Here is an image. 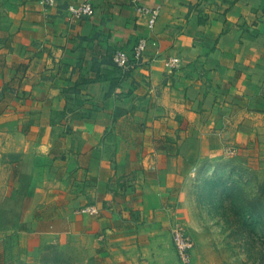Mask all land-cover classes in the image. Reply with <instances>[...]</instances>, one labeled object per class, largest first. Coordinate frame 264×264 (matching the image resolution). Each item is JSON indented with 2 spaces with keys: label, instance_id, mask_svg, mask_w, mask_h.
<instances>
[{
  "label": "crops",
  "instance_id": "crops-1",
  "mask_svg": "<svg viewBox=\"0 0 264 264\" xmlns=\"http://www.w3.org/2000/svg\"><path fill=\"white\" fill-rule=\"evenodd\" d=\"M141 2L152 31L130 0H0V223L31 255L180 264L170 231L195 228L200 181L262 184L264 0ZM139 37V65L114 66Z\"/></svg>",
  "mask_w": 264,
  "mask_h": 264
},
{
  "label": "rangeland",
  "instance_id": "rangeland-1",
  "mask_svg": "<svg viewBox=\"0 0 264 264\" xmlns=\"http://www.w3.org/2000/svg\"><path fill=\"white\" fill-rule=\"evenodd\" d=\"M197 190L195 228L182 226L194 243L198 263L264 264V179L260 186L244 188L203 179ZM6 222L0 223V264H96L73 250L45 249L31 255L19 241H5ZM7 237L17 238L15 233Z\"/></svg>",
  "mask_w": 264,
  "mask_h": 264
},
{
  "label": "built area",
  "instance_id": "built-area-1",
  "mask_svg": "<svg viewBox=\"0 0 264 264\" xmlns=\"http://www.w3.org/2000/svg\"><path fill=\"white\" fill-rule=\"evenodd\" d=\"M45 8L53 7L57 0H37ZM131 5L136 10L138 17L144 20L146 28L152 31L160 8H150L142 4L141 0H130ZM69 18L72 21L80 20L82 18L91 17L94 14V7L90 2H79L71 4L67 7ZM155 43L147 37H139L132 50L127 52L123 49H117L112 54V63L114 66L121 70H129L139 65L142 54L148 45H154ZM181 61L178 58L171 57L164 62V66L170 71H174L180 67ZM83 212H87L91 215H97L98 210L95 206L85 207ZM171 240L173 249L178 257L180 264H188L191 259V255L194 249V243L188 236L184 226L181 224L175 225L171 231Z\"/></svg>",
  "mask_w": 264,
  "mask_h": 264
}]
</instances>
